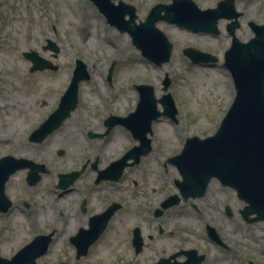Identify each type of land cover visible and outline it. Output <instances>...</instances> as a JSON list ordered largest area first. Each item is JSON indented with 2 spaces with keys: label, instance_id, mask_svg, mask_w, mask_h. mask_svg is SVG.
Listing matches in <instances>:
<instances>
[{
  "label": "rangeland",
  "instance_id": "374dc122",
  "mask_svg": "<svg viewBox=\"0 0 264 264\" xmlns=\"http://www.w3.org/2000/svg\"><path fill=\"white\" fill-rule=\"evenodd\" d=\"M122 1L135 7L136 22L143 20L155 3L171 2ZM193 1L205 9L215 7L218 0ZM233 3L239 12L234 34L247 41L254 35L249 22L264 24V0ZM232 20L219 19L217 34L158 20L156 26L172 43V53L168 61L157 65L142 56L129 33L110 24L91 0H0V104L3 100L24 103L22 111L0 108V157L23 156L45 163L48 169L33 186H26V169L16 171L5 184L13 205L7 212H0V256L10 257L36 234L52 231L53 239L47 252L37 258L39 262L149 264L162 253L194 248L206 253L201 264H264V220L245 221L239 213L243 202L234 189L221 185L216 178L210 180L203 196L181 199L162 215L153 214L168 195L178 193L174 181L180 175L170 158L181 151L186 137L212 134L233 99L232 77L224 65V51L231 43L226 25ZM103 36L109 37L108 41ZM47 39L58 45L56 56L43 49ZM185 47L213 54L217 60L194 62L183 52ZM29 50L57 68L30 71L31 61L24 56V51ZM76 59L85 63L89 73V78L79 83L76 108L43 141H30L31 131L57 106ZM112 63V76L108 80ZM165 77L169 78L166 89ZM185 82L206 85L203 90L189 91ZM140 83L152 85L155 97L170 93L177 109L176 121L166 115L154 120L152 133L148 134L150 152L141 156L138 164L126 167L117 182L98 187L103 188L106 198L93 202L98 206L96 210L108 201L119 203L121 208L90 245L87 255L76 258L75 246L69 240L78 232L71 220L77 221L79 215L70 211L78 200L75 190L81 188V183H75L71 192H62L56 187L58 174L86 164L88 184L95 170L90 167L93 161L98 158L97 169H103L139 143L123 124L115 125L106 135L102 133L109 114L125 117L135 110L138 102L135 84ZM128 92L133 97L128 98L129 106L124 108ZM158 108L161 109L160 103ZM123 132L125 137H121ZM108 188L111 190L107 192ZM85 190L81 188L79 192ZM226 206L231 215L226 214ZM73 213L75 216L68 222L65 216ZM206 224L217 230L226 248L209 242ZM135 225L142 235L150 233L155 237L150 242L152 248L143 256H135L130 248L131 229ZM184 258L183 254L177 257L180 261Z\"/></svg>",
  "mask_w": 264,
  "mask_h": 264
},
{
  "label": "water",
  "instance_id": "95a60500",
  "mask_svg": "<svg viewBox=\"0 0 264 264\" xmlns=\"http://www.w3.org/2000/svg\"><path fill=\"white\" fill-rule=\"evenodd\" d=\"M105 15L107 21L127 31L133 45L141 55L151 62L161 65L168 61L172 53V43L164 32L156 26L158 20H164L193 31H205L217 34V22L220 18H233L226 29L232 36L230 46L224 51V65L230 71L235 94L218 128L213 134L199 137H187L181 151L170 160L177 167L180 179H175L179 193L165 198L156 215L164 209L189 197H201L205 194L212 178L220 184L234 189L237 197L244 203L239 210L246 221L264 220V24L250 21L254 36L241 41L234 34L238 26V15L234 9V0H219L216 7L200 9L193 0H171L169 3L157 2L151 6L143 20L136 22L135 7L119 0H91ZM125 15H128L126 18ZM56 56L58 45L50 39L43 46ZM183 52L194 62H214L217 57L194 47H185ZM24 56L31 61L30 71L44 68L56 69L50 60L40 56L36 51H24ZM114 63L108 69L107 78L111 79ZM89 78L85 63L76 59L70 82L60 96L57 107L29 135L30 141L40 142L57 129L70 116L78 103L80 81ZM164 89L169 84L165 77ZM139 98L134 111L125 117L109 115L104 120L107 134L116 124H123L130 129L132 136L139 143L129 148L122 156L111 161L107 167L99 170V178L117 179L126 166L136 164L142 155L151 150L152 122L160 115H166L176 121L177 109L170 93L155 97L154 87L147 83L135 85ZM158 102L162 109H158ZM94 135V133H90ZM95 166V163H93ZM28 168L26 181L35 184L41 173L47 171L44 163H36L23 156L5 154L0 157V212H6L12 206V200L5 193V184L10 175L18 169ZM80 171L59 174L58 186L66 187L75 180ZM118 204L109 205L105 211L89 219V227L79 228L70 241L76 247V258L86 255L89 246L97 240L104 230L111 214ZM228 215L231 210L225 207ZM209 237L222 243L216 229L206 226ZM52 241V232L37 234L28 243L20 247L10 257L0 256V264H50L38 262ZM142 236L139 228L133 230L132 244L135 253L141 251ZM184 254L186 259L178 261L176 256ZM204 253L196 249L181 250L169 257H161L153 264H198L204 259ZM55 264H68L58 262Z\"/></svg>",
  "mask_w": 264,
  "mask_h": 264
},
{
  "label": "flooded vegetation",
  "instance_id": "af4514ba",
  "mask_svg": "<svg viewBox=\"0 0 264 264\" xmlns=\"http://www.w3.org/2000/svg\"><path fill=\"white\" fill-rule=\"evenodd\" d=\"M97 162H98V158L95 160V161H93L91 164H90V167H92V168H94L95 170H94V172H93V176H92V179L90 180V181H88V184H87V181H86V176L85 175H87L88 176V174H89V170H85V168L87 167V165L86 164H83V165H81L78 169H73V170H70V171H67V172H62L63 174H66V173H69V172H71V171H74V170H80V172H79V175L77 176V178L75 179V180H73L72 182H70L66 187H60V186H58V180H57V185H56V187L58 188V189H60L62 192H71L73 189H74V184L75 183H78V182H80L81 183V188H85L86 190H85V193H81V192H79L80 191V189L81 188H79L78 190L76 189L75 191H77V194H79V197H78V200H76V202H75V204H74V207H73V209H71V211L70 212H74L75 214H76V212H77V214L79 215V217L81 218V219H79V217L77 216V219L79 220V221H81V222H79L78 220L77 221H74V220H71L72 219V217H74L75 216V214L73 213L72 214V216H69V215H66L65 216V219H66V217L68 218V219H66L68 222L71 220V221H73V223L75 224V229H79L80 227H82V228H87L88 226H89V224H88V221H89V219H90V217H92V216H94V215H96V214H99V213H101V212H103L110 204H113V203H115L114 201H108V202H106L99 210H96V208L98 207L97 205H94L93 204V202L95 201V200H99V201H101V202H103V200H104V198H106V194L104 195L103 194V192H102V190H103V188H98L99 186H104V187H106L107 185V183H115V182H117L122 176H123V172H124V170H123V172H122V174L119 176V178H117V179H110V178H105V177H101V178H99V171H98V169H97ZM93 163H95V166H93ZM81 168V169H80ZM26 181V180H25ZM134 184H136V181H134ZM26 186L27 187H30V186H33V185H28L27 183H26ZM111 189L110 188H108L106 191L108 192V191H110ZM74 191V192H75ZM119 204V203H118ZM11 208V207H10ZM121 208V205L119 204L118 205V207L114 210V212L111 214V216H110V218H109V220H108V222H107V224L110 222V220H111V218L113 217V215L115 214V212L118 210V209H120ZM73 210V211H72ZM63 214V212H61V215ZM153 214H154V216H157L156 214H155V212H153ZM73 224V225H74ZM107 224H106V226H107ZM106 226H105V228H106ZM138 226V225H137ZM205 227H206V225H205ZM105 228H104V230H105ZM138 228H139V231H140V234L142 235V233H141V229H140V227L138 226ZM74 229V230H75ZM103 230V231H104ZM132 230H133V228L131 229V237H130V239H129V241H130V248H132V250H133V252H134V248H133V246H132ZM102 231V232H103ZM74 231H72V233H73ZM158 233L159 234H161L162 233V229L161 228H159L158 229ZM70 234V233H69ZM68 234V235H69ZM102 234V233H101ZM100 234V235H101ZM73 235H75V234H73ZM73 235H71V237L73 236ZM70 237V238H71ZM100 237V236H99ZM142 238H143V243H142V248H141V251L140 252H138V253H135L134 252V255L135 256H140V255H145V251L146 250H148V249H150V248H152L151 247V245H150V242L152 241V240H154V235L153 234H150V233H148V234H145V236L144 235H142ZM146 238H147V240H146ZM206 238L209 240V242L211 243V244H213V245H215V246H218V247H223V248H226V244H225V246L224 245H222V244H219V243H216V242H213L209 237H208V235L206 234ZM202 253H204L205 254V257H204V259H203V261L206 259V253L205 252H202ZM171 254H173V252L172 253H170V254H168V255H164V253H162L161 255H159V256H157L156 257V259L154 260V261H150V263L149 264H153L155 261H157L159 258H161V257H169ZM147 259H149L148 257H147ZM203 261L201 262V263H203ZM201 263H199V264H201Z\"/></svg>",
  "mask_w": 264,
  "mask_h": 264
},
{
  "label": "bare ground",
  "instance_id": "6f19581e",
  "mask_svg": "<svg viewBox=\"0 0 264 264\" xmlns=\"http://www.w3.org/2000/svg\"><path fill=\"white\" fill-rule=\"evenodd\" d=\"M109 37H105L103 36V40H107L108 41ZM122 47H124L125 45H121ZM126 47V46H125ZM127 48V47H126ZM17 70H19V68H16ZM206 84L204 82H195L194 84H191V83H188V82H185L184 83V86L186 87L187 90L189 91H194L195 88H202L203 90V87L205 86ZM231 93H232V90H231ZM128 95H125V102L123 104V107H127L129 106V101H128V98H132L133 96L128 92L127 93ZM24 106V103H20V102H15V101H9V100H3L2 103L0 104V108L3 109V110H8V109H13L15 111H22V107ZM126 136V133L123 132L121 134V137H125ZM66 219H68L66 217ZM75 225V224H74Z\"/></svg>",
  "mask_w": 264,
  "mask_h": 264
}]
</instances>
